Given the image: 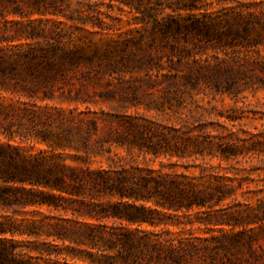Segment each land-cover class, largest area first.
<instances>
[{
	"label": "trees",
	"instance_id": "16d2710c",
	"mask_svg": "<svg viewBox=\"0 0 264 264\" xmlns=\"http://www.w3.org/2000/svg\"><path fill=\"white\" fill-rule=\"evenodd\" d=\"M216 3L210 12L215 4L208 0H127L151 24L147 36L128 45L79 37L61 24L32 19L57 15L48 7L71 8L68 0H0V135L7 139H0V264H218L213 258L221 253L237 255L230 264H238L246 260L244 250L253 255L256 244L264 242V191L256 207L242 203L243 184L211 164L213 158L264 154V141L246 145L232 136H191L202 126L166 132L146 117L127 114L152 97L147 84L155 70H164L165 56L171 62L165 74L168 99L200 79L216 88L224 85L230 95L242 75L262 79L264 59L243 55L239 48L264 46V0ZM167 9L177 16L160 20ZM93 29L98 30L90 33L102 34L103 21ZM209 50L224 52L225 58L212 55L214 63L202 64L199 51ZM126 74L148 79L116 77ZM115 78L119 84L100 95L116 100L124 113L102 118L89 106L67 111L49 104L92 103L89 87L105 80L112 85ZM162 141L166 152L160 150ZM23 144L47 149L35 153ZM114 144L133 156L138 151L156 158L210 159L196 166L199 177L128 168L111 156ZM106 155L108 167L97 170L67 162ZM193 208L205 209V225L243 230L209 239L173 233L167 212Z\"/></svg>",
	"mask_w": 264,
	"mask_h": 264
},
{
	"label": "rangeland",
	"instance_id": "374dc122",
	"mask_svg": "<svg viewBox=\"0 0 264 264\" xmlns=\"http://www.w3.org/2000/svg\"><path fill=\"white\" fill-rule=\"evenodd\" d=\"M127 0H68L72 2L71 8L62 6L61 8L48 7L49 12H56L57 15L47 13L46 15L35 14L33 20H43L48 22L49 25L61 24L63 28L74 30L75 34L79 37L87 36L95 40L116 41L132 45L133 42L147 36V27L150 28L151 24L143 21L142 15L132 10L125 3ZM136 1V0H134ZM208 2H214L215 11L216 0H208ZM135 3H132L134 5ZM177 16L172 13L170 9L165 10L163 13H159V19L167 15ZM187 13H182L186 15ZM12 20H19L18 17H9ZM71 18V19H69ZM103 21L105 31L102 34H95L98 29H93L94 24L99 21ZM239 51L245 55L248 54L253 58L260 57L264 59V46H258L253 48H239ZM203 55L197 56V59L203 60L202 64H207L206 59L210 63H214V57L212 55L219 56L220 59L225 58L224 52L214 53L213 51H199ZM243 55L241 57H243ZM207 56L209 58H207ZM176 61V59H175ZM193 64V59L188 60ZM164 70L159 74L155 70L153 73V83L147 84L148 93L151 94L150 99H144L142 105L139 107H131L127 114L130 116H137L140 119L143 117L157 123L161 128H166L164 131L168 132V128H176L185 131L187 128H201L200 132L196 129L191 133V136L206 135L212 136L223 135L229 138L232 136L236 139L246 140V145L252 141H264V73L258 72L262 79L256 77H250L248 74L242 75L239 78L238 89L231 95L227 89L222 85L220 88H216L210 83L200 79L193 87H182L181 92L174 95L172 99L166 97V88L169 86V81L165 77V74H169L171 62L165 56L161 61ZM126 81H136V79H148L144 74H126L117 76ZM112 85H106L105 80L102 85H95L89 87L91 97L94 102L88 104H68L61 105L58 102L49 101L50 105H56L59 108L69 111L74 107H79V110H86L89 106L91 110L97 112L102 118L106 115H112L115 113H124L125 111H118L116 109V100L100 95L101 93L114 89L115 85L119 84L118 79H112ZM102 96V97H101ZM150 101V103H148ZM145 102V103H144ZM47 103L41 102L40 106H44ZM148 103V105H147ZM176 133H174L175 135ZM184 134L182 135V137ZM2 141H6L3 135H0ZM20 142L17 139L13 143ZM241 145L245 144L244 141L240 142ZM26 148L34 147V152L38 153L40 150L47 149L43 145L35 144H23ZM113 152L111 156L116 160H121L122 164H125L128 168L142 167L146 170L152 169L156 172L164 173H186L190 176L199 177L201 175L200 167L197 165L203 164L208 161L210 157H203L199 155L198 160L193 158L179 159L178 157H170L162 155L156 158L153 154L143 155L136 151L133 155L127 153L119 145L114 144ZM168 149L167 144L162 141L160 144V150L166 152ZM70 153H64L68 156ZM68 164L75 166L91 165L92 169L107 168L109 161L108 155L93 157L87 161H76L68 158ZM211 164L217 168L221 174L226 176L235 177L236 184L242 183V190L238 193V200L242 203H250L252 206H257L260 203V198L263 196L260 192L264 191V154L259 152H251L247 155H241L234 159L221 161L218 158H213ZM189 165V169H185V166ZM115 200V199H114ZM227 201L226 203H229ZM45 214H48L46 210H42ZM205 209L193 208L189 211L184 210L178 213L167 212V215H171L168 227L173 233H183L186 235L193 234L195 237L202 239H209L215 236H221L222 234L232 235L242 228H236L232 230L227 226H214L205 225L202 223V219L206 217L204 214ZM21 217H18L20 220ZM181 224H178L180 223ZM192 222V224L190 223ZM184 223V224H183ZM252 227L259 229V225H253ZM152 230L150 227H146ZM158 228L157 230H159ZM85 249V247H82ZM242 258L246 259L238 264H264V242L261 245L256 244L255 252L253 255L244 250ZM216 257V258H215ZM237 255L229 253L228 257L224 254L215 255L213 259H216L218 264H230V258L234 261ZM211 259H208L210 261ZM71 264H88L81 260H75L70 262Z\"/></svg>",
	"mask_w": 264,
	"mask_h": 264
}]
</instances>
